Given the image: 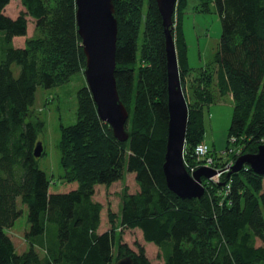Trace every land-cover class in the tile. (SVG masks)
I'll return each instance as SVG.
<instances>
[{
    "label": "trees",
    "instance_id": "1",
    "mask_svg": "<svg viewBox=\"0 0 264 264\" xmlns=\"http://www.w3.org/2000/svg\"><path fill=\"white\" fill-rule=\"evenodd\" d=\"M11 1L0 0V264H115L126 255L135 264H152L141 245L133 250L120 243L115 255L114 227L98 231L102 206L93 201L89 182L110 187L126 172L135 174L139 191L123 192L121 225L140 229L146 242L163 249L165 264H264V175L244 165L225 175L231 184L228 194L224 181L212 188L204 181L206 192L200 199L183 200L168 188L163 169L169 121L167 51L157 0H113L119 24L116 79L130 112V137L124 142L115 138L100 119L89 88L80 89V118L62 139L63 180L70 185L65 192L53 191L35 156L44 124L35 120L32 107L39 86H55L86 62L76 0H58L62 14L54 22L47 0H21L24 10L16 17L5 12ZM209 1L222 22L216 78L220 96L232 93L235 100L228 142L242 149L236 160L257 153L264 143V0ZM185 4L179 0L180 19L172 26L181 79L193 69L183 30ZM28 17L48 30L50 38L16 46L14 40L28 34ZM41 48L51 61L42 70L33 54ZM13 64L21 67L18 76ZM207 107H189L184 154L189 172L201 163L194 151L205 138ZM20 203L28 207L29 223L30 249L23 253L6 233L23 214ZM197 237L207 239L204 248L186 250V244L198 245Z\"/></svg>",
    "mask_w": 264,
    "mask_h": 264
},
{
    "label": "rangeland",
    "instance_id": "2",
    "mask_svg": "<svg viewBox=\"0 0 264 264\" xmlns=\"http://www.w3.org/2000/svg\"><path fill=\"white\" fill-rule=\"evenodd\" d=\"M182 2L184 4L187 2V4H185L187 7L183 6L186 7L183 13V30L189 47V65L193 69L184 79H181V83L182 86L186 88V99L189 107L195 108L202 104L208 106L205 109V138L203 142L209 145L210 151L215 155V157L211 155L215 160V168L218 169V171H222L231 163L236 162L240 156L247 154L244 153L236 160L234 159L235 155H239L242 151L237 145L235 146L228 142L235 100L232 93L220 96L217 84L218 64L216 55L220 47L222 22L213 2L209 0H182ZM46 3L54 10L51 15L52 22H54L59 15L62 14V2L58 0H47ZM23 10L24 7L21 0H12L5 12L10 16L16 17ZM178 13L179 10L175 9L174 27L178 25L180 19V13L177 15ZM28 19L30 22L28 34L25 37L16 38L14 40L16 46H25L28 45V42L33 40L45 41L47 38H50L48 30L37 28L35 21L31 17H28ZM1 46L2 44L0 41V52ZM50 46L55 45L50 43ZM33 54L39 61L41 70L49 68L51 61L48 59V54L44 49L41 48L37 50V52L33 51ZM85 68L86 62L85 64L78 63L77 68L70 71V74H67L64 80L59 79V82L56 83L55 86L51 88L39 86L32 107L35 120L44 124L39 134V141H41L44 146V154L39 158V166L50 178L52 182L51 187L54 192L68 191L70 186L63 180L67 168L64 166L65 163L63 161L64 151L62 139L66 128L75 125L80 118L79 92L80 89L84 87L89 88L85 75ZM12 70L14 75L18 76L21 67L17 64H13ZM205 99L207 100L206 102ZM131 108H134V104ZM230 172H232V170ZM190 173H193V171L191 170ZM226 174L227 173H223L221 175L219 182L225 180L224 177ZM93 180L89 182V185L92 184L94 188L92 199L102 206L98 231L102 233L106 230H110L112 227L116 229L114 254L118 255L120 243L126 244L133 250H137L138 246L141 245L145 248L147 256L152 264H165V252L163 249H160L154 243L146 242L140 229L125 230L121 225L123 192L125 190L130 193L139 191V185L135 179V174L126 172L122 180L115 182L110 187ZM223 185L225 186V183H223ZM213 186L214 183H208L209 188ZM223 192L225 194V191ZM20 204L23 208V214L16 220L13 227L6 229V233L12 239L16 251L18 253H23L30 249V243L26 237L29 223L28 207L23 205V203ZM52 226L56 228L54 224H52ZM197 240L199 241L198 245L186 244L185 249L198 252L201 248H204L202 242H205V240L207 241V239L197 237ZM257 244L261 245L262 243L258 241ZM36 250L41 256L46 255V250L40 246H36Z\"/></svg>",
    "mask_w": 264,
    "mask_h": 264
},
{
    "label": "water",
    "instance_id": "3",
    "mask_svg": "<svg viewBox=\"0 0 264 264\" xmlns=\"http://www.w3.org/2000/svg\"><path fill=\"white\" fill-rule=\"evenodd\" d=\"M178 0H157L163 17L166 36L167 75H168V135L163 166L168 188L183 200L200 199L206 189L203 179H210L217 170L202 166L193 173L185 165L186 134L189 121V106L186 88L182 86L177 48L172 33L173 15ZM76 20L78 34L86 56L85 75L93 99L97 105L100 119L109 124L113 135L119 141H127L130 134L127 123L130 112L122 102L116 79L117 40L119 24L113 0H76ZM44 154V146L39 141L35 156ZM244 165L250 166L256 173L264 175V144L258 152L240 156L232 171H240ZM115 264H135L134 259L126 255Z\"/></svg>",
    "mask_w": 264,
    "mask_h": 264
},
{
    "label": "built area",
    "instance_id": "4",
    "mask_svg": "<svg viewBox=\"0 0 264 264\" xmlns=\"http://www.w3.org/2000/svg\"><path fill=\"white\" fill-rule=\"evenodd\" d=\"M194 153H195L196 159L200 161L201 163L191 168L193 172L202 166L211 167V168L216 169L214 166L215 160L210 155V147L206 142L198 144L195 147ZM234 163L235 162L231 163L229 166H227L222 171H218V169H216L217 170L216 175H214L210 179H204V180L206 182L218 183L223 173H228L232 170ZM230 189H231V184L230 183L227 184V182H225V190H224L225 194H228L230 192Z\"/></svg>",
    "mask_w": 264,
    "mask_h": 264
}]
</instances>
